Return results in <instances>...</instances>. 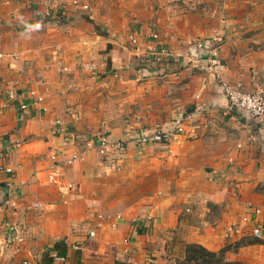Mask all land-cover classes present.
Listing matches in <instances>:
<instances>
[{"label":"crops","instance_id":"1","mask_svg":"<svg viewBox=\"0 0 264 264\" xmlns=\"http://www.w3.org/2000/svg\"><path fill=\"white\" fill-rule=\"evenodd\" d=\"M215 35L220 78L264 93V0H0V205H18L0 214L17 236L0 225V264H49L65 240L62 264H157L175 238L213 251L240 239L224 234L264 205V123L229 109L206 60ZM31 90L41 103L20 109ZM179 112L184 133L136 148L137 130L169 129ZM56 118L65 133H52ZM103 134L126 142L115 166L87 146ZM226 256L264 264V244Z\"/></svg>","mask_w":264,"mask_h":264},{"label":"built area","instance_id":"2","mask_svg":"<svg viewBox=\"0 0 264 264\" xmlns=\"http://www.w3.org/2000/svg\"><path fill=\"white\" fill-rule=\"evenodd\" d=\"M86 8V6H84ZM48 14V13H47ZM153 37L156 38L157 34L153 33ZM126 42L132 46L133 51H139V47L136 45L137 41L134 34H129ZM124 43L122 47L124 49H130L127 43ZM220 43L221 38L215 35L207 44V54L206 60L208 62V68L213 71L215 77L225 95L228 107L231 110L236 111H246L252 118H254L258 123H264V93L261 90H256L252 92H247L242 90L241 84L237 83L232 85L220 78L219 73L215 70L220 64ZM131 49V50H132ZM156 62L162 60V51H152L150 53ZM4 57V53L0 51V59ZM82 68L92 73L96 78H99V73L96 71V67L92 62H84L81 64ZM116 75V74H114ZM12 86L17 84L16 82L11 83ZM10 92V91H9ZM29 96L31 102H24L19 105L20 109H26L29 104L39 105L42 101V97L35 93V91H29ZM4 107V105H2ZM188 120V115L184 112H179L171 122V128L164 129L160 125H155L153 128H140L132 136V142L135 144L138 150L144 149L147 145L152 143H166L169 139L175 135H180L185 131V124ZM66 132V126L62 119L56 118L53 122L52 133L54 135H59ZM88 148L95 147L97 152L108 159V162L112 166H115L117 158H120L126 149V142L122 140H113L106 135L97 136L92 142L88 143ZM51 168L61 169L65 166H70L77 160L81 159V153L73 152L69 156L60 157L58 154L53 153L51 156ZM1 169L9 176H13V169L11 167H1ZM54 175L50 174L49 180H53ZM72 185H69L71 187ZM40 206L35 204L34 207ZM8 208L9 216H15L17 214L18 205L15 199L7 197L2 205H0V214L4 212V209ZM249 212L243 214L240 217L239 224L229 225L225 230V237H230L233 234H240L245 231H249L255 237L264 236V205L263 206H250ZM99 225L103 219L102 214H98ZM9 232H12V239H17L15 234V225L11 223L7 218L0 222ZM89 236H94L95 231L90 230L88 232ZM67 244V241H64ZM73 248H79L76 244H71ZM51 261L49 264L64 263L65 257L53 253L51 256Z\"/></svg>","mask_w":264,"mask_h":264},{"label":"trees","instance_id":"3","mask_svg":"<svg viewBox=\"0 0 264 264\" xmlns=\"http://www.w3.org/2000/svg\"><path fill=\"white\" fill-rule=\"evenodd\" d=\"M209 208V219L213 221L214 216H216V213L219 210V206L216 204H209ZM253 244H264V236L261 238L255 237L249 231H245L240 239H238L235 243L223 245L215 251L198 243H187L181 239L178 240L175 238L171 243H169L170 254L166 258L165 262L157 264H242L240 261L229 260L226 256L227 252H237L239 248ZM64 247L65 245L63 242L55 244V250H57L58 254H62L64 252ZM51 260V258L48 259V261ZM114 264L136 263L118 259L114 262Z\"/></svg>","mask_w":264,"mask_h":264}]
</instances>
